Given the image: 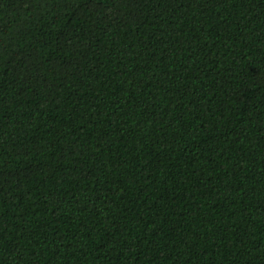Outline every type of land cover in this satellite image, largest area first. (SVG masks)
Instances as JSON below:
<instances>
[{
	"label": "trees",
	"instance_id": "trees-1",
	"mask_svg": "<svg viewBox=\"0 0 264 264\" xmlns=\"http://www.w3.org/2000/svg\"><path fill=\"white\" fill-rule=\"evenodd\" d=\"M0 264H264V0H0Z\"/></svg>",
	"mask_w": 264,
	"mask_h": 264
}]
</instances>
